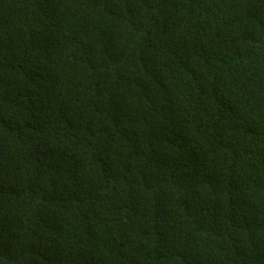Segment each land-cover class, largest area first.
<instances>
[{"label":"trees","instance_id":"trees-1","mask_svg":"<svg viewBox=\"0 0 264 264\" xmlns=\"http://www.w3.org/2000/svg\"><path fill=\"white\" fill-rule=\"evenodd\" d=\"M0 264H264V0H0Z\"/></svg>","mask_w":264,"mask_h":264}]
</instances>
